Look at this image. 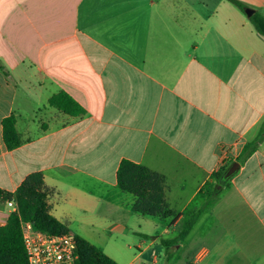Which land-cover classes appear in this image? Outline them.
<instances>
[{
	"label": "crops",
	"instance_id": "1",
	"mask_svg": "<svg viewBox=\"0 0 264 264\" xmlns=\"http://www.w3.org/2000/svg\"><path fill=\"white\" fill-rule=\"evenodd\" d=\"M236 1L264 16V0ZM59 92L84 114L50 107ZM11 114L20 146L7 150ZM262 122L264 37L230 0H0V189L41 173L50 214L118 264L124 246L138 250L129 264L148 251L160 264V240L214 187L165 264H264V140L223 185L213 177ZM122 160L164 177L171 216L132 210ZM11 213L0 201V226Z\"/></svg>",
	"mask_w": 264,
	"mask_h": 264
},
{
	"label": "trees",
	"instance_id": "2",
	"mask_svg": "<svg viewBox=\"0 0 264 264\" xmlns=\"http://www.w3.org/2000/svg\"><path fill=\"white\" fill-rule=\"evenodd\" d=\"M242 12L246 8L236 0H230ZM255 32L264 37V16L254 12L248 18ZM48 105L63 114L80 116L83 108L64 92H59L48 99ZM2 140L7 150L20 146V140L15 129L14 115L6 116L1 121ZM264 140V122L257 137L244 145L236 162L242 163L251 156L259 143ZM225 168L213 174L216 186L223 185ZM116 185L126 193L131 194L135 201L132 210L148 217L163 218L171 216L164 196L165 179L158 173L151 172L146 167L122 160L116 170ZM219 191L216 187L204 194L203 202L190 214L182 229L172 239L160 240L164 248L165 263L171 261L180 243L193 229L200 216L216 201ZM52 190L45 186L42 174L34 172L27 175L20 185L8 192L0 189V201H14L17 210L12 212L6 223L0 226V264H29L24 247L20 224L28 222L35 231L50 235L69 233L65 224L59 222L50 214L49 198ZM74 236V235H73ZM147 238H150L147 236ZM76 251L79 256L78 264H118L105 253L95 248L79 236H74Z\"/></svg>",
	"mask_w": 264,
	"mask_h": 264
},
{
	"label": "built area",
	"instance_id": "3",
	"mask_svg": "<svg viewBox=\"0 0 264 264\" xmlns=\"http://www.w3.org/2000/svg\"><path fill=\"white\" fill-rule=\"evenodd\" d=\"M6 204L12 212H16L14 201H7ZM20 227L29 264H78L79 256L72 234L50 235L38 232L28 222H22Z\"/></svg>",
	"mask_w": 264,
	"mask_h": 264
},
{
	"label": "rangeland",
	"instance_id": "4",
	"mask_svg": "<svg viewBox=\"0 0 264 264\" xmlns=\"http://www.w3.org/2000/svg\"><path fill=\"white\" fill-rule=\"evenodd\" d=\"M111 253V252H109ZM138 253V250L134 247L127 248V247H122V250L118 252L119 256H115L116 259H118L120 264H129L132 262L133 257ZM177 253V251H176ZM175 253V254H176ZM174 254V255H175ZM107 255V254H106ZM112 255V254H111ZM109 256V255H108ZM174 257V256H173ZM172 257V258H173ZM111 258V257H110ZM113 259V258H112ZM114 260V259H113ZM151 260V251H148L145 256H143L140 260H136L131 264H149ZM172 260V259H171ZM115 261V260H114ZM117 263V262H116ZM160 264H165V259H164V254L162 258V262L160 261Z\"/></svg>",
	"mask_w": 264,
	"mask_h": 264
},
{
	"label": "water",
	"instance_id": "5",
	"mask_svg": "<svg viewBox=\"0 0 264 264\" xmlns=\"http://www.w3.org/2000/svg\"><path fill=\"white\" fill-rule=\"evenodd\" d=\"M244 13L247 16V18H249L254 13V11L251 9L245 8ZM238 168H239V164L237 162L231 163L224 171L222 180L226 181L229 178H231L237 172Z\"/></svg>",
	"mask_w": 264,
	"mask_h": 264
}]
</instances>
